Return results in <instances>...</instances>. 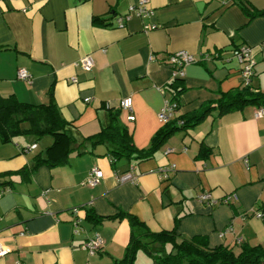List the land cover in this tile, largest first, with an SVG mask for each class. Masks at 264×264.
I'll use <instances>...</instances> for the list:
<instances>
[{
  "label": "crops",
  "instance_id": "obj_1",
  "mask_svg": "<svg viewBox=\"0 0 264 264\" xmlns=\"http://www.w3.org/2000/svg\"><path fill=\"white\" fill-rule=\"evenodd\" d=\"M137 1H0V97L42 104L51 90L75 137L51 153L54 162L63 158L54 166H34L36 154L47 155L50 135L43 136V145L32 135L0 137V173L13 181L0 185V242L8 249L0 264H116L130 238L119 211L153 232L172 229L178 218L179 238L202 236L210 248L264 247V218L255 215L264 212V116L255 117L254 106L212 111L141 162L112 164L107 145L85 139L115 122L126 127L134 146L147 147L163 125L158 113L174 87L182 89L178 116L196 113L242 84L241 65L231 53L240 46L252 47V85L264 91V15L248 20L239 5L221 0H147L148 17L133 13L118 25L116 18ZM245 1L264 9V0ZM179 50L194 62L174 79L168 58ZM85 56L93 61L89 70L80 64ZM20 69L30 82L17 78ZM125 97H131V112L119 107ZM170 163L175 170L160 179L158 167ZM131 164L136 183L117 182L114 172ZM92 167L103 177L95 186L84 185ZM205 191L217 199L234 193L237 199L208 206L197 199ZM74 209L81 218L77 232ZM88 210L104 219L89 220ZM96 233L103 245L88 254L80 244ZM141 254L135 264H150Z\"/></svg>",
  "mask_w": 264,
  "mask_h": 264
},
{
  "label": "trees",
  "instance_id": "obj_2",
  "mask_svg": "<svg viewBox=\"0 0 264 264\" xmlns=\"http://www.w3.org/2000/svg\"><path fill=\"white\" fill-rule=\"evenodd\" d=\"M231 3L239 5L248 20L264 15V9H251L245 0H232ZM97 20V17H93V21ZM181 91L179 87L171 90L170 101L176 102L178 108ZM49 94V102L42 104L19 101L14 96L0 97V137L3 141H11L19 135H32L36 139L50 135L53 138L51 144L46 147L47 155L38 153L34 156V166H54L62 163L63 158L56 162L51 160V153L59 152L75 141L69 123L58 113L51 90ZM248 105L264 108V91L255 88L252 80L247 85L241 84L239 87L220 92L218 99L206 104L196 113L174 115L154 133L145 148L134 146L126 127L115 122L85 139L90 140L92 144L107 145L112 164L121 159L141 162L150 159L173 133L196 126L212 111L221 115L241 110ZM21 172L27 174V168ZM10 176L9 173H0V185L12 184ZM116 217L126 218L130 227L125 254L116 264H135L139 251L144 252L155 264H264V247L261 245L242 243L236 251L227 245L210 248L202 236L179 238L176 233L178 218H175L176 224L172 229L153 232L132 214L119 211ZM86 218L95 222L104 219L95 215L92 210L87 211Z\"/></svg>",
  "mask_w": 264,
  "mask_h": 264
},
{
  "label": "built area",
  "instance_id": "obj_3",
  "mask_svg": "<svg viewBox=\"0 0 264 264\" xmlns=\"http://www.w3.org/2000/svg\"><path fill=\"white\" fill-rule=\"evenodd\" d=\"M223 4L230 3L232 0H221ZM135 13L140 17H148L151 14V10L147 7V0H139L137 3L132 4L128 7V13L122 16H118L116 18L117 24L122 25L128 17ZM156 25H145V29H153ZM232 55L235 56L241 65L240 72L242 76V84L247 85L251 82L252 77L254 75V59H253V49L249 46H240L231 51ZM194 62L193 56L185 51L179 50L169 55L168 64L172 69V77L174 79L180 78L184 75V66ZM81 66L89 70L93 64L91 56H85L80 60ZM17 78L22 79L24 81L30 82L31 75L24 69L18 70ZM88 100V99H86ZM132 101L131 97H125L119 101V107L122 109H127L130 112L132 111ZM178 109V104L176 102L170 101V99H166L162 108L158 113V118L163 123L167 120L171 119L176 110ZM264 116V108H257L255 112V117ZM128 120L133 121L134 116L129 114L127 117ZM33 146H29L25 148V151H29ZM186 148L184 147L183 150ZM173 149H167L166 153L172 152ZM134 165H130L126 171L123 172H114V176L119 183L129 182L136 183V176L134 173ZM175 170V164L170 163L164 166H160L157 169L160 179L167 180L169 178V174ZM103 177V172L101 169L97 167H92L87 174L83 184L89 186H95L99 180ZM198 201L204 203L208 206H212L218 203H230L232 200H236V194L225 195L220 199H217L211 195L209 192H202L197 197ZM74 213L76 214L74 219L72 220L73 231L77 232L80 229L81 218L77 214V209H74ZM258 218H264V212L258 211L256 214ZM103 245L102 238L96 233L91 237L86 238L80 244V247L85 250L88 254H94L100 250ZM8 249L0 242V257L3 256ZM18 264H24L19 263Z\"/></svg>",
  "mask_w": 264,
  "mask_h": 264
},
{
  "label": "rangeland",
  "instance_id": "obj_4",
  "mask_svg": "<svg viewBox=\"0 0 264 264\" xmlns=\"http://www.w3.org/2000/svg\"><path fill=\"white\" fill-rule=\"evenodd\" d=\"M44 140H45V138L43 137H41V138H39L37 141H40V143H41V145H43V143H44ZM32 149V148H31ZM30 149V150H31ZM29 150V151H30ZM140 252V251H139ZM142 252V251H141ZM138 254V253H137ZM141 255H143V258L144 259H147L146 257H148L144 252H142V254ZM136 258H137V255H136ZM149 258V257H148ZM150 259V264H153V262H152V259L151 258H149Z\"/></svg>",
  "mask_w": 264,
  "mask_h": 264
}]
</instances>
